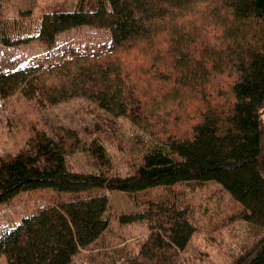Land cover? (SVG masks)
Returning <instances> with one entry per match:
<instances>
[{"label":"trees","instance_id":"trees-1","mask_svg":"<svg viewBox=\"0 0 264 264\" xmlns=\"http://www.w3.org/2000/svg\"><path fill=\"white\" fill-rule=\"evenodd\" d=\"M29 15L0 20V43L50 49L84 26L109 39L53 49L46 65L0 67V97L19 93L38 109L83 99L128 121L137 157L113 170L98 113L92 129L35 127L17 153L0 154V205L30 206L0 229L4 264H180L196 230L180 185L215 182L240 219L264 227V0H75ZM78 150L92 171L67 165ZM112 191L140 209L115 217L141 226L139 237L112 232ZM228 264H264V234Z\"/></svg>","mask_w":264,"mask_h":264},{"label":"rangeland","instance_id":"rangeland-1","mask_svg":"<svg viewBox=\"0 0 264 264\" xmlns=\"http://www.w3.org/2000/svg\"><path fill=\"white\" fill-rule=\"evenodd\" d=\"M74 4L75 0H0V20L12 22L14 18H18L19 11L28 10L31 15L22 18L25 22L29 18L37 17L46 6L71 9ZM170 7H165L164 12L170 10ZM154 20L155 17L145 18L143 26ZM108 37L104 30L84 26L59 34L50 49L36 40L18 45L0 43V67L13 68L28 63L46 65L50 56H56L53 49L63 48L71 43L80 48L97 46L108 41ZM154 88L152 85L151 89L155 90ZM89 106L92 107V113L86 110ZM96 113L104 120H99L101 125L108 126V130L98 134V137L109 152L113 170L124 174L126 164L137 157L136 146L133 144V127L125 119H112L93 104L78 98L38 109L33 102L19 93L8 98L0 97V154L17 153L35 127L48 130L51 126L63 124L67 127L86 126L92 129ZM262 118L264 119V111ZM94 135L96 134L84 133L88 140ZM67 165L75 171L93 170L90 160L81 150L67 158ZM179 188L182 189L183 201L191 207L192 221L196 229L180 256V264H228L264 234V227L239 218L240 206L217 183L208 182L198 187L194 184L180 185ZM160 191L158 189L154 192ZM107 200L105 217L111 218L112 232L122 234L128 241L139 237L143 230L141 226L118 225L115 221L117 216L140 210L134 206L128 195L119 191L107 192ZM26 206L17 203V209L12 212L7 204H1L0 229L17 222L21 216L27 214L30 206ZM0 264H4L3 257H0Z\"/></svg>","mask_w":264,"mask_h":264},{"label":"bare ground","instance_id":"bare-ground-1","mask_svg":"<svg viewBox=\"0 0 264 264\" xmlns=\"http://www.w3.org/2000/svg\"><path fill=\"white\" fill-rule=\"evenodd\" d=\"M8 205V204H7Z\"/></svg>","mask_w":264,"mask_h":264}]
</instances>
